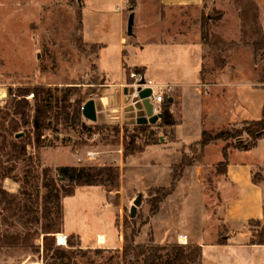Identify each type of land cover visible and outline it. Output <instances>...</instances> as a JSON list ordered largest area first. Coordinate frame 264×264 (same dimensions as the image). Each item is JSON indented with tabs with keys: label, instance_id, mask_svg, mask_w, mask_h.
<instances>
[{
	"label": "rangeland",
	"instance_id": "rangeland-1",
	"mask_svg": "<svg viewBox=\"0 0 264 264\" xmlns=\"http://www.w3.org/2000/svg\"><path fill=\"white\" fill-rule=\"evenodd\" d=\"M137 2L136 12L140 11L146 17L158 13L164 18L162 27L173 32L177 31L174 28L181 27V31L187 33L192 26L198 25L200 39L205 43L204 127L213 132L229 128L234 138L204 148L184 147L186 155L198 162L187 166L174 190L169 191L172 166L181 160L171 144L147 147L126 160L123 158L125 144L134 134L133 129L136 125L149 124L147 120H124L114 130L111 127L115 124L98 123V119L93 122L82 113L75 119L79 105L98 97L103 85L102 76L105 77L98 73V43L84 40L98 42V22L102 20L108 26V34L113 35L111 40L115 41L116 32L113 33L120 18L125 19L127 26L132 14L130 3L127 0H0V88L5 92L0 98V187L20 195L28 189L36 197V208L39 209L45 169L54 175L59 166L97 170L106 166L119 168L116 190L98 185L81 186L76 187L74 195L61 199L63 218L55 245L65 250L73 249L78 253L75 257L62 261L44 259L42 234L29 232L32 246L0 247V264H113L116 261L113 255L100 258L95 251L114 249L122 240L121 249L125 238H132L138 244H147L151 240L155 243L170 240V243L179 244L197 240L198 244H211L221 240L229 227L238 230L234 242L244 241L248 230L252 236L261 233L264 237V215L247 225L223 218L225 205L239 201L244 190L238 185H224L227 180L217 170V164L223 161V149L229 153L228 161L231 160L234 166L253 160L244 155V151H236L235 147L250 141L243 132V122L258 119L264 106V83L260 82L264 78V0H203L198 7L160 9L157 0ZM80 7L85 39L78 28ZM243 28L248 30L247 33L260 30L261 38H255L257 46L262 48L257 57L254 56L252 37L247 35L243 39ZM221 48L225 50H219ZM223 57L225 64L222 65ZM180 60L185 61L186 57ZM104 64L105 68L109 66V63ZM110 67L114 69V64ZM224 68L231 76V83L214 85L218 72ZM35 89L41 95H37ZM42 95L46 100L41 101ZM17 103L23 116L14 113ZM42 105L47 111L45 118L41 116ZM224 107L232 110L230 120L218 123L214 118L213 123L210 122V115H216ZM174 111L171 119L177 120L178 112ZM160 113H164L163 110ZM160 123L159 118L156 124ZM171 130L155 128L156 135L162 140L164 131H167L165 136L172 137ZM134 141L135 146H142L147 138ZM13 142L24 145L25 151L15 155L11 149ZM89 152L95 156H89ZM254 158L264 162V148L254 151ZM188 168L191 170L186 173ZM253 170L259 171V184L264 191V165L253 164ZM2 173L7 177L4 178ZM138 195H141V202L136 206L135 216L131 217L130 209ZM237 206L236 214H240L243 204L240 202ZM8 216V212H3L0 207V233H18L26 238L27 229L21 221ZM41 221L39 217L30 226L34 229H29H38ZM100 232L107 235L106 243L97 241L96 234ZM60 236L64 238L62 243L58 241ZM181 236H187L185 241L180 239ZM209 251L206 249V259L211 254ZM213 258L218 264H264V246L223 249Z\"/></svg>",
	"mask_w": 264,
	"mask_h": 264
},
{
	"label": "crops",
	"instance_id": "crops-1",
	"mask_svg": "<svg viewBox=\"0 0 264 264\" xmlns=\"http://www.w3.org/2000/svg\"><path fill=\"white\" fill-rule=\"evenodd\" d=\"M202 2L203 0H157V5L159 9L193 8L200 6ZM127 3L133 5L132 37L128 38V36H125L126 21L121 17L113 33L115 34L116 32L115 41L111 40L113 35L112 33L108 34V26L102 20L98 22V42L84 40L86 43H98V73L101 76L102 74L105 75V77L102 76L103 85L100 94H98L97 98H93L98 123H108L111 119L119 120L120 125L124 120L129 122L137 121L134 111L130 109L131 101H127L123 89L128 74L131 71L139 69L138 71L143 73L147 79L152 80L156 89H162L164 96H167L171 99L170 101L174 102L175 109L178 112L177 123L173 126V139L170 140L167 136H164L163 140L161 139L162 141L159 143L148 145L145 148L158 147L169 143L176 153L179 154L178 160H180L183 148L198 141L202 131L206 130L203 120L206 109V105L204 104L206 84L203 83L204 78L202 76L205 43H202L200 39L197 24L192 26L187 33L181 31V27L174 28L173 30L177 31L173 32L168 27H162L164 25V18L158 13L156 15L155 13L152 14L151 17H146L142 12H136L138 8L137 0H127ZM117 10L121 11V8L117 7ZM99 13L101 14L102 11H99ZM82 22V37L85 39L83 36L85 30L83 16ZM136 23L137 28L135 27ZM182 57H186V60H180ZM104 63H109V66L105 68ZM112 64H114V69L110 67ZM179 65L180 67H178ZM225 70L224 68L218 72L214 85L227 86L231 83V76ZM235 79L238 80L240 78L235 77ZM228 108L224 107L223 111H220L216 115H210V122L213 123L214 118L217 119L218 123L230 120L233 113ZM261 108L262 104H260V110ZM238 114L240 112L235 114V116ZM260 148H264V136L258 140L257 145L253 149L248 151L236 150L239 152L244 151V155L251 156L253 160L242 161L240 165L236 166L231 164V160L228 162L226 176H224L227 182L224 185L226 183L228 185L231 184V186L238 185L244 190L243 194L238 198L239 201L232 205L228 203L224 207L223 218H229V222H240L247 225L249 221L259 220L264 215L263 188L252 180L254 173L253 164L255 166L264 165L262 164L264 162L261 163L254 160V151ZM121 161L125 163L123 159ZM190 170L188 168L185 172L187 173ZM195 176L198 177L197 174ZM154 184L151 186H154ZM224 185L221 186L222 189L225 188ZM132 189L135 190V187ZM240 202L243 204L241 207L242 212L236 214L238 210L237 205ZM237 233L238 230L229 227L226 234L221 237L223 242L217 240L211 242V244L201 243L202 245L199 242V245L202 246V264H218V262L213 260L215 259L213 257L221 254L223 249L260 247V245H251L249 243L251 238L250 230H248L246 239L242 242H234V240H237ZM100 234L104 235L105 241H107V235L103 232L96 234V238ZM171 240L173 241L174 237ZM121 241L118 247L113 248L120 249ZM170 242V240H167L164 243ZM192 242L198 244L197 240H192ZM208 248L214 256L210 254L208 259H206L205 252Z\"/></svg>",
	"mask_w": 264,
	"mask_h": 264
},
{
	"label": "trees",
	"instance_id": "trees-1",
	"mask_svg": "<svg viewBox=\"0 0 264 264\" xmlns=\"http://www.w3.org/2000/svg\"><path fill=\"white\" fill-rule=\"evenodd\" d=\"M133 7V5H130ZM78 28L82 36V10L80 7ZM248 30L243 28L242 35L243 39L248 36L252 37L254 56L257 57L260 53L261 47L257 46L258 43L255 40L257 36H260V30L256 29L251 33H247ZM262 40V39H260ZM205 42V41H204ZM99 46V45H98ZM99 48V47H98ZM218 50V49H216ZM219 50H225L221 48ZM220 64H225V57L221 59ZM220 66V65H219ZM137 71L139 69H136ZM204 75V66L202 65V76ZM204 78V77H203ZM261 83H264V78L261 79ZM36 90V94H40ZM37 94V95H38ZM41 95V94H40ZM46 100L45 97H41V101ZM167 96H164V99L160 105V111L163 110L164 113H160V119L162 123L160 125L154 124H144L136 125L133 129L134 134L130 136L129 143L125 144L123 158L140 153L143 149L152 144H157L161 141V137L155 131V128L169 129L172 128L171 139H173V126L177 121L172 118V112L175 110L174 102L170 101ZM84 102V101H83ZM82 102V103H83ZM42 115L45 118L47 116V111L44 106H40ZM82 105H79L75 111V119L80 116ZM21 107L17 103V106H14V113L23 116L21 113ZM39 112V111H38ZM40 116V115H39ZM162 116V117H161ZM111 126V125H110ZM111 128L115 130L116 125H113ZM243 132H245L249 137L247 145L241 147H235L238 150H251L256 145L259 139L264 136V106L261 110L260 117L256 120L245 121L242 125ZM167 134V131H164V136ZM147 138V141L142 146H135L134 140L139 138ZM234 135L229 128H222L220 131H208L203 130L201 137L198 141L190 144L191 146H200L204 148L210 144H214L217 141H228L233 139ZM19 140L23 141V138ZM20 141V142H21ZM25 146L19 143H11V149L15 152V155L23 153L25 151ZM181 160L179 163H176L172 166V180L169 187V191H173L176 183L182 177L183 171L187 166H190L195 161V158H192L186 155L185 151L181 152ZM228 155L226 149H223L222 156L223 161H220L217 164V170L221 174L226 176V168L228 165ZM54 175L48 174V170L43 171L42 178V188L43 193L41 195V207L38 209L36 205V197L34 198L29 190L23 191L20 194H13L2 187H0V207L3 212H8V217H15L21 221L25 230L27 229V237L23 238V235L18 233L8 234L5 232L0 233V247L2 246H15L18 244L29 245L30 243L29 232L34 235H40L41 237V247L43 249V258L48 260H59L69 259L71 256L75 257L77 254L73 249L65 250L61 246L55 245V237L60 233L61 227L60 223L63 218V207L61 199L63 197L72 196L75 194L76 187L81 186H103L108 190H116L119 184V168L118 166H106L100 170L94 169L92 167H76V166H59L55 169ZM3 175V173H2ZM6 178V175H3ZM252 180L254 183L259 184L260 173L259 171L254 172L252 175ZM29 181H27V184ZM42 218L40 227L31 231L33 227H30L33 222L38 221L39 217ZM253 221V220H251ZM250 222V221H249ZM30 228V229H29ZM34 229V228H33ZM223 242L222 239L219 240ZM251 245H264V237L262 234L258 233L257 235H251L249 240ZM69 246H71L69 241ZM76 250V249H75ZM82 250V249H78ZM98 253L100 258L104 256L113 255L116 258V261L113 264H202V246L197 243H187L179 244L176 242L173 243H155L151 240L147 244H138L131 238L130 240L125 238V244L121 249H98L95 251Z\"/></svg>",
	"mask_w": 264,
	"mask_h": 264
},
{
	"label": "water",
	"instance_id": "water-1",
	"mask_svg": "<svg viewBox=\"0 0 264 264\" xmlns=\"http://www.w3.org/2000/svg\"><path fill=\"white\" fill-rule=\"evenodd\" d=\"M80 1V0H78ZM133 19L134 15L130 14L127 20V26H126V34L131 36L132 35V29H133ZM144 81L141 80L140 83H143ZM123 93L127 99V101H131L130 109H132L135 113L137 122H141L143 120H147L150 124H154L158 121L160 118L159 114L153 113V104L149 100V96L151 95V89L150 88H144V89H137V95L132 97L130 99V96L134 93L133 87H124ZM82 115L90 120L95 122L97 120V111L95 107V101L93 98L88 99L82 106L81 109ZM109 124H119V120L117 119H111ZM141 202V195H138L134 201L133 206L130 209V216L134 217L136 213V206L140 205Z\"/></svg>",
	"mask_w": 264,
	"mask_h": 264
},
{
	"label": "built area",
	"instance_id": "built-area-1",
	"mask_svg": "<svg viewBox=\"0 0 264 264\" xmlns=\"http://www.w3.org/2000/svg\"><path fill=\"white\" fill-rule=\"evenodd\" d=\"M143 80V83H140ZM124 87H133L134 93L130 96V99L137 95V89H144L150 88L151 95L149 96L150 102L153 104V113L159 114L160 113V105L164 99V91L162 89H156L152 80L147 79L143 73L139 71H131L127 78L126 82L124 83ZM89 156L94 157L95 153L89 152Z\"/></svg>",
	"mask_w": 264,
	"mask_h": 264
},
{
	"label": "bare ground",
	"instance_id": "bare-ground-1",
	"mask_svg": "<svg viewBox=\"0 0 264 264\" xmlns=\"http://www.w3.org/2000/svg\"><path fill=\"white\" fill-rule=\"evenodd\" d=\"M4 94H5L4 90L0 88V98L4 97ZM180 239H181L182 241H185V237H183V236H181ZM105 240H106V238H105L104 235L100 234L99 236H97V241H98L99 243H106ZM58 241H59L60 243H62V242H64V238H63L62 236H60L59 239H58Z\"/></svg>",
	"mask_w": 264,
	"mask_h": 264
}]
</instances>
